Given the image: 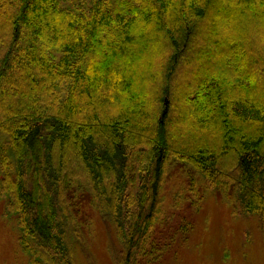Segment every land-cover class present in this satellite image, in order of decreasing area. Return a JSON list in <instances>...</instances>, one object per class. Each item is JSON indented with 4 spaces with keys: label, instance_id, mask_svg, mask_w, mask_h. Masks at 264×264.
Here are the masks:
<instances>
[{
    "label": "trees",
    "instance_id": "obj_1",
    "mask_svg": "<svg viewBox=\"0 0 264 264\" xmlns=\"http://www.w3.org/2000/svg\"><path fill=\"white\" fill-rule=\"evenodd\" d=\"M168 177L264 231V0H0V201L26 263L79 264L91 214L113 264L158 263Z\"/></svg>",
    "mask_w": 264,
    "mask_h": 264
},
{
    "label": "rangeland",
    "instance_id": "obj_2",
    "mask_svg": "<svg viewBox=\"0 0 264 264\" xmlns=\"http://www.w3.org/2000/svg\"><path fill=\"white\" fill-rule=\"evenodd\" d=\"M188 183L185 178L173 181L168 177L164 185V206L172 207L166 210L168 219L159 242L170 247L156 264H264V231L258 222L240 212L232 213L213 193L204 196L199 206L188 189L174 201V188L188 187ZM2 210L0 201V264H27ZM91 216V225L84 230L85 245L77 252L78 262L113 264L108 231L96 214Z\"/></svg>",
    "mask_w": 264,
    "mask_h": 264
}]
</instances>
